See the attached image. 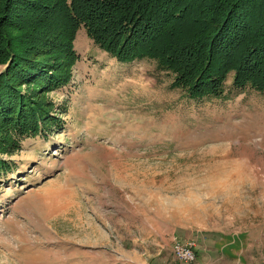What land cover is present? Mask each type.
Returning <instances> with one entry per match:
<instances>
[{"label": "rangeland", "instance_id": "obj_1", "mask_svg": "<svg viewBox=\"0 0 264 264\" xmlns=\"http://www.w3.org/2000/svg\"><path fill=\"white\" fill-rule=\"evenodd\" d=\"M86 37L45 92L58 124L0 152V264H264V93L229 73L225 96L192 99Z\"/></svg>", "mask_w": 264, "mask_h": 264}, {"label": "trees", "instance_id": "obj_2", "mask_svg": "<svg viewBox=\"0 0 264 264\" xmlns=\"http://www.w3.org/2000/svg\"><path fill=\"white\" fill-rule=\"evenodd\" d=\"M80 27L119 62L154 60L189 98L225 96L229 73L264 93V0H0V152L58 124L45 92L71 78Z\"/></svg>", "mask_w": 264, "mask_h": 264}, {"label": "built area", "instance_id": "obj_3", "mask_svg": "<svg viewBox=\"0 0 264 264\" xmlns=\"http://www.w3.org/2000/svg\"><path fill=\"white\" fill-rule=\"evenodd\" d=\"M196 241L194 238H188L183 241H173L171 245L173 256L176 260L191 263L195 260Z\"/></svg>", "mask_w": 264, "mask_h": 264}, {"label": "crops", "instance_id": "obj_4", "mask_svg": "<svg viewBox=\"0 0 264 264\" xmlns=\"http://www.w3.org/2000/svg\"><path fill=\"white\" fill-rule=\"evenodd\" d=\"M89 38H82L81 39V43H83V44H85V45H89ZM81 48V47H80ZM74 49H75V52H76V54H77V56H79V55H81L82 54V50H80L79 48H76L75 46H74ZM82 49V48H81ZM78 58V57H77ZM116 60V59H115ZM116 62H118V63H120V64H123V63H125V62H119V61H117L116 60ZM76 64H77V62H76ZM195 251H196V247H195ZM196 253V252H195Z\"/></svg>", "mask_w": 264, "mask_h": 264}]
</instances>
